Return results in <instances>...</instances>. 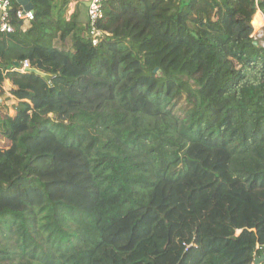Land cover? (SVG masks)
I'll list each match as a JSON object with an SVG mask.
<instances>
[{"label":"trees","instance_id":"1","mask_svg":"<svg viewBox=\"0 0 264 264\" xmlns=\"http://www.w3.org/2000/svg\"><path fill=\"white\" fill-rule=\"evenodd\" d=\"M32 2L0 31V264L262 257L264 0H107L97 45Z\"/></svg>","mask_w":264,"mask_h":264},{"label":"built area","instance_id":"2","mask_svg":"<svg viewBox=\"0 0 264 264\" xmlns=\"http://www.w3.org/2000/svg\"><path fill=\"white\" fill-rule=\"evenodd\" d=\"M13 1L16 0H0V31L3 33H12L14 28L10 22L11 14L13 9ZM107 0H90L88 6V21L90 24L89 34L93 39V44L97 45L99 42L100 31L97 29L96 24L99 20L104 17V3ZM258 1V0H257ZM16 17L21 19L25 23H31L34 19V14L29 11H25L20 6L19 10L14 11ZM15 70L20 73L32 71L29 61H24L21 65H17Z\"/></svg>","mask_w":264,"mask_h":264},{"label":"rangeland","instance_id":"3","mask_svg":"<svg viewBox=\"0 0 264 264\" xmlns=\"http://www.w3.org/2000/svg\"><path fill=\"white\" fill-rule=\"evenodd\" d=\"M70 8H71V6H68V12H69V9H70ZM81 9L84 10V5H83V4L80 5V4L77 3V5L75 6V12H77L78 15H79V12H80ZM68 12H67V17L69 16V15H68ZM257 12H258V11H257ZM262 16H263V18H264V15H262ZM78 19L81 20V19H83V17H79V16H78ZM252 25H253V27H254V34H253V35H254V38H255V39H260V40H262V44L264 45V26L260 27V24H259L258 21H256V22H255V25H254V20H253V22H252ZM59 46H62V44L59 43ZM65 46H66L67 49L70 48V41H69V40L65 43ZM7 81H8V80H7ZM7 81H6L4 84H2V86L0 87V92L3 91V88L8 89ZM9 85H11V83H10ZM11 87H13V86L11 85ZM10 94H11V91H10ZM0 95H1V94H0ZM3 98L5 99V100H4V103H6V104H8V105H11L12 107L15 105V104H11V101H10V98H11V97H8L7 94H6V92H4V91H3ZM14 99H15V98H14ZM0 100H1V99H0ZM14 102L17 103L16 99L14 100ZM1 104H2V103H1ZM10 114H11V115H14V111L12 112V111L10 110ZM4 143H5L4 139H3V138H0V144L3 145ZM239 234H240V231H238V232L236 233L235 237H237ZM253 264H254V263H253Z\"/></svg>","mask_w":264,"mask_h":264},{"label":"crops","instance_id":"4","mask_svg":"<svg viewBox=\"0 0 264 264\" xmlns=\"http://www.w3.org/2000/svg\"><path fill=\"white\" fill-rule=\"evenodd\" d=\"M69 1H70L69 6H71V8L69 9V12H68V15H69L68 19L75 12V6L77 5V3L80 4V5L83 4L84 5V10L81 9L78 16L79 17H83V19H81V21L83 23H87L88 22V13L87 12H88V6H89V1L90 0H69ZM258 12L262 14V12L260 10ZM30 24L31 23H25L23 25V30H27L30 27ZM15 67H16V65H15ZM7 84H8V81H7ZM11 85L8 84V89L3 88V91L6 92L8 97H11L10 98L11 104H17L18 101L16 100L17 103H15L14 102V100H15L14 97L10 94V91L12 89ZM3 91L0 92V94H1L0 95V99H1L0 102L4 104V100L5 99L3 98ZM6 105H8V104H6ZM9 106L11 107L10 110L13 112L14 110L12 109V106L11 105H9Z\"/></svg>","mask_w":264,"mask_h":264},{"label":"water","instance_id":"5","mask_svg":"<svg viewBox=\"0 0 264 264\" xmlns=\"http://www.w3.org/2000/svg\"><path fill=\"white\" fill-rule=\"evenodd\" d=\"M16 2L25 9V11H29L32 12L34 14V6H33V2L32 0H16ZM256 45H258L257 42H255ZM16 66L18 64H15ZM34 71V70H32ZM8 84H10V82L8 81ZM242 231H240L241 233ZM254 264H264V255L260 258H257Z\"/></svg>","mask_w":264,"mask_h":264},{"label":"bare ground","instance_id":"6","mask_svg":"<svg viewBox=\"0 0 264 264\" xmlns=\"http://www.w3.org/2000/svg\"><path fill=\"white\" fill-rule=\"evenodd\" d=\"M256 21L259 22L260 27L264 26V18H263V16H262L261 13H258V14L256 15L255 22H256ZM255 22H254V25H255Z\"/></svg>","mask_w":264,"mask_h":264},{"label":"clouds","instance_id":"7","mask_svg":"<svg viewBox=\"0 0 264 264\" xmlns=\"http://www.w3.org/2000/svg\"><path fill=\"white\" fill-rule=\"evenodd\" d=\"M259 11V10H258Z\"/></svg>","mask_w":264,"mask_h":264}]
</instances>
